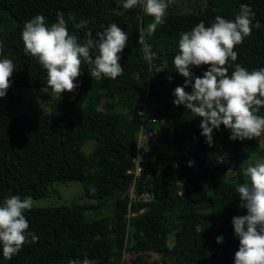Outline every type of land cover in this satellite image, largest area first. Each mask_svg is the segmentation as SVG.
<instances>
[{"label":"trees","instance_id":"obj_1","mask_svg":"<svg viewBox=\"0 0 264 264\" xmlns=\"http://www.w3.org/2000/svg\"><path fill=\"white\" fill-rule=\"evenodd\" d=\"M241 4L255 14L253 28L234 48L238 57L226 65L229 75L235 64L249 71L264 68V0H205L197 12L168 11L165 23L146 36L156 54L151 62L144 59L138 34L154 18L142 6L125 9L120 0H0V59L15 65L9 87L49 88L46 69L25 53L21 38L25 22L37 14L51 25L62 13L81 44L88 30L95 36L112 23L128 35L119 54L123 72L115 79L92 78L91 65L82 62L77 88L62 92L50 111L19 113L11 107L0 112V204L11 195L40 198L55 181H79L85 197L93 200L25 210L28 231L38 240L25 243L11 259L4 258L0 246V264H234L239 239L232 217L247 213L236 187L246 182L244 158L259 154V136L229 139L231 130L221 124L213 129L209 146L201 135L202 118L173 103L177 86L192 91L173 59L181 33L201 21L210 26L217 15L233 20ZM81 20L89 21L85 28L76 27ZM207 68L193 66L191 71L202 76ZM105 96L112 102L102 106ZM143 102L147 118L155 120L148 122L150 128L159 131L143 152L135 180L138 194L154 196L149 202L129 198ZM256 114L264 117V107ZM87 140L95 142L91 151L83 149ZM231 167L235 173L228 177ZM107 201L111 213L103 214ZM87 209L93 218H86ZM124 250L131 253L129 262L120 260ZM151 253L162 256L151 260Z\"/></svg>","mask_w":264,"mask_h":264},{"label":"clouds","instance_id":"obj_2","mask_svg":"<svg viewBox=\"0 0 264 264\" xmlns=\"http://www.w3.org/2000/svg\"><path fill=\"white\" fill-rule=\"evenodd\" d=\"M168 4L169 0H124L122 5L125 9L142 6L143 12L154 18L138 34L144 59L149 62L156 54L146 43V36L165 23ZM254 15L248 5L241 4L239 14L233 20L217 15L210 26L201 21L190 31L181 33L178 40L179 51L173 64L185 77V86L191 84L192 91L189 93L184 87L177 86L173 103L184 105L202 118L201 135L209 146L213 142V129H218L221 124L231 130L229 139L233 140L251 139L264 133V117L256 114L264 107V68L249 71L235 64L229 75L226 67L229 60H237L236 45L251 35ZM57 21L48 25L46 18L37 14L25 22L21 34L25 53L36 57L46 69L47 85L53 93L73 92L77 88L74 81L81 74L82 62L91 65L89 73L96 80L115 79L122 74L119 54L127 45L128 35L121 27L109 24L95 36L88 30L86 40L81 44L76 35L69 33L62 13L57 14ZM88 23V20H81L76 27L85 28ZM254 26L259 28V21ZM93 49L98 53L94 57ZM201 65H208L207 70L202 76H195L191 68ZM14 69L11 59H0V97L6 95ZM244 175L248 181L239 184L236 192L240 207L247 213L233 216L231 221L239 239L234 264H264V162L249 165L244 169ZM33 206L32 197L21 199L17 195L6 197L0 204V246L4 258L11 259L25 243L38 240L28 231L29 224L24 215L25 210H31ZM202 230L197 228L198 232ZM222 239V236L216 237L218 243Z\"/></svg>","mask_w":264,"mask_h":264},{"label":"rangeland","instance_id":"obj_3","mask_svg":"<svg viewBox=\"0 0 264 264\" xmlns=\"http://www.w3.org/2000/svg\"><path fill=\"white\" fill-rule=\"evenodd\" d=\"M124 0H120V4L123 5ZM205 8V0H169L168 11H182V12H197L199 9ZM61 94L53 93L50 88L42 87L40 89H33L29 87H9L7 89L6 95L0 97V112H7L12 109H15L16 112H48L51 110L54 100L59 97ZM113 100H118L120 97L115 96ZM106 102H112L105 96L101 102V105H105ZM124 111H127L128 108L124 107ZM151 110V108H150ZM143 115H147L149 108L146 103L143 102L142 108ZM143 117V116H142ZM170 135V131L168 132ZM161 135V134H160ZM95 142L93 140H87L83 146L85 151H91ZM221 152L218 153L220 156ZM264 162V133L259 136V154L255 157L244 158L243 168L246 169L249 165H255L256 163ZM235 170L231 167L227 176L231 177L234 175ZM246 181L248 177L244 175ZM27 197V196H26ZM34 201L33 207H46L52 205H71V204H89L93 202L85 197L82 184L79 181H67V182H53L48 186V191L40 198H32ZM103 214L111 213V201H107L106 205L102 208ZM101 213V212H100ZM129 215V214H127ZM85 216L87 219L94 217V213L91 209L85 210ZM101 238H105L106 235L102 234ZM90 242L94 241L92 238H88ZM161 254H150V259H159ZM164 257L171 262L173 257L170 255H164ZM131 259V253L127 250L122 252L120 260L129 262ZM91 264H96L94 261ZM111 264H118L117 260H112Z\"/></svg>","mask_w":264,"mask_h":264},{"label":"built area","instance_id":"obj_4","mask_svg":"<svg viewBox=\"0 0 264 264\" xmlns=\"http://www.w3.org/2000/svg\"><path fill=\"white\" fill-rule=\"evenodd\" d=\"M143 116V117H142ZM141 116V126L138 131L137 135V147H136V153L133 157V168L129 170L130 173L133 174V181L131 182V185L129 187V198L130 200H139L144 202H149L154 199V196L149 191H144L140 194H138L135 191L136 183L135 180L140 175L142 167V156L143 152L150 149V145L159 138L158 130L154 128H150L148 122L151 121V119H148L146 115ZM155 121V120H152ZM151 121V122H152Z\"/></svg>","mask_w":264,"mask_h":264}]
</instances>
